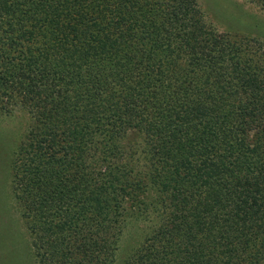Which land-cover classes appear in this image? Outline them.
<instances>
[{"label":"trees","instance_id":"obj_1","mask_svg":"<svg viewBox=\"0 0 264 264\" xmlns=\"http://www.w3.org/2000/svg\"><path fill=\"white\" fill-rule=\"evenodd\" d=\"M247 29L198 0H0V113L28 117L5 161L40 264H264V36Z\"/></svg>","mask_w":264,"mask_h":264},{"label":"rangeland","instance_id":"obj_2","mask_svg":"<svg viewBox=\"0 0 264 264\" xmlns=\"http://www.w3.org/2000/svg\"><path fill=\"white\" fill-rule=\"evenodd\" d=\"M198 2L206 21L215 29L221 32L246 30L247 25H241L239 22L245 23L248 20L246 23L253 29L247 30L254 33L259 40L264 36V12L255 4L246 0H198ZM225 3L229 4L227 10L223 8ZM229 14L233 16L231 19ZM256 24L261 27L257 28ZM27 123L28 117L21 110L11 114L0 113V264H40L33 257L27 228L12 198L7 173L8 164L5 161L9 160V154L14 151L16 144L24 135ZM137 228L135 225L127 226L121 251H127L134 244Z\"/></svg>","mask_w":264,"mask_h":264}]
</instances>
